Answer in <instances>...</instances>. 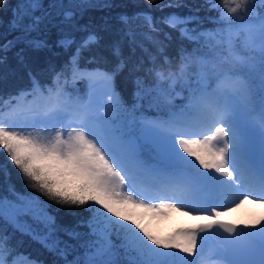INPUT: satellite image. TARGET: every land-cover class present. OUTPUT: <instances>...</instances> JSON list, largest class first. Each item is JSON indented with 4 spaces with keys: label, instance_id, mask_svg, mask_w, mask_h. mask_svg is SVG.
Returning a JSON list of instances; mask_svg holds the SVG:
<instances>
[{
    "label": "snow or ice",
    "instance_id": "obj_1",
    "mask_svg": "<svg viewBox=\"0 0 264 264\" xmlns=\"http://www.w3.org/2000/svg\"><path fill=\"white\" fill-rule=\"evenodd\" d=\"M206 2L211 8L219 10L222 23L227 13L236 11V8L230 7L234 0ZM97 4L100 8L112 7L111 3H101L100 0ZM97 4H93L92 0H81L76 7L82 14L85 7ZM6 5L7 0H0V8ZM167 6L180 7L181 4L177 2ZM40 10L41 0H26L25 4L13 10L10 27L19 30L22 35L0 46V51L6 54L20 42L35 50L51 47L45 39L30 38L32 32L41 30L42 21L51 16L47 11L35 15ZM75 15V11H65L64 21L73 20ZM138 15L144 16L149 27L156 31L150 16ZM241 19L245 25L258 27L264 38V0H249ZM26 20L29 22L25 23ZM119 20L126 26L130 22L127 15H121ZM194 21H200V17L172 14L162 20L190 41L205 35L204 31L197 32L196 28L189 27ZM79 30L87 31V28L81 26ZM125 34L133 37L131 30ZM165 36L171 39L167 33ZM147 38L151 39L150 36ZM101 40L97 33L90 32L78 44L75 37L64 35L57 45L65 50L76 45L70 64L91 84H104L106 101L103 104L95 103L91 92L87 100H81L79 97L72 98L61 88L49 90L47 95L41 92L44 102L40 105L13 109L6 126L4 121H0V148L7 153L29 186L57 204L88 211L90 217L86 221L81 220L79 225L89 229L87 235L91 239H81L84 233L62 227L48 211L49 205L45 201L31 193L21 194L11 185L6 194L0 195V218L59 256L64 264H121V252L112 239L114 235L122 240L119 248L123 249L126 258L134 259V264H157V253L168 251H179L195 258V230L221 222V212L214 209V215L200 216L201 220L207 221L206 224L160 236L144 226L143 220L182 212V209L164 199L158 203L148 200L168 192L192 194L199 180L212 174L235 179L232 164L242 165L243 161L233 155L229 133L224 125L216 121V109L189 103L179 112L169 107L167 118L137 114V109L142 106L139 102L146 94L142 77L134 80L137 103L131 108L125 106L114 86L115 76L126 67L119 42L113 45V55L118 58V63L111 71L80 67L83 53L99 46ZM159 51L163 53L164 47ZM21 52L23 49L17 56L23 60ZM258 55H264V51ZM6 59V55L0 57V63ZM151 59L155 60V57ZM164 60L170 62L167 56ZM102 62L106 61L100 56L87 61L97 65ZM156 75L161 80L165 79L162 71H157ZM209 82L210 77L205 76L192 96L213 95L207 91ZM32 83L33 90L40 89L36 77H32ZM174 84L175 81L170 86L172 91L175 90ZM156 93L154 99L158 103L167 101L171 95V91L161 88H157ZM181 95L179 93L177 97ZM199 125L208 126L213 134L204 135L203 139L184 138L182 128ZM242 172L247 174L246 169L242 168ZM261 188L264 189V185ZM138 189L145 198H137ZM246 202L247 197L241 201ZM253 202L264 203V200ZM184 214L191 215V212ZM25 217H31L39 227L28 223ZM60 233L79 243L69 244L62 240ZM7 239L6 236L0 237V264H7L4 256ZM78 248L83 252L79 253ZM11 252L9 248L8 254ZM133 253L134 258L131 256ZM69 256L73 258L69 259ZM22 258L25 264H41L28 257Z\"/></svg>",
    "mask_w": 264,
    "mask_h": 264
},
{
    "label": "trees",
    "instance_id": "obj_2",
    "mask_svg": "<svg viewBox=\"0 0 264 264\" xmlns=\"http://www.w3.org/2000/svg\"><path fill=\"white\" fill-rule=\"evenodd\" d=\"M100 2L111 3L112 7L100 8L97 0H92V3L97 6L85 7L81 14L76 7L81 4V0H41L42 10L37 11L35 15H42L47 11L51 13V16L42 21L41 30L32 32L30 38L45 39L51 47L35 50L30 45L20 42L11 47L6 54L0 51V57L7 56V59L0 63V114L22 92L24 97H30L38 96L41 92L47 95L48 90L62 88L71 97L85 98L88 80L83 79L81 74H76L70 64V58L75 52L76 45L65 50L57 45V41L62 36L69 35L75 37L78 44L90 32L97 33L102 40L99 46L92 47L91 50L83 53V58L79 61L80 67H99L111 71L118 63V58L113 55V45L119 42L122 56L126 60V67L115 76L114 86L125 106L131 108L137 103L134 96L137 90L134 83L136 77L143 78L146 92L144 99L139 102L142 106L137 109V114L143 113L153 118H167L169 107L177 110L189 105L194 90L200 86L203 78L210 77L211 73L202 72L196 65L189 66L183 75L177 73L176 69L189 57L207 61L216 51H222L223 44L218 34L222 32L224 24L219 20V10L211 8L206 0H100ZM177 2L181 4L180 7L167 6ZM25 3L26 0H7V5L0 8V46L22 35L19 30H12L10 25L13 20V10ZM65 11L76 12L73 20L64 21ZM138 14L150 16L156 31L149 27L144 16ZM172 14L180 17L199 16L200 21H194L189 27L196 28L197 32L204 31L205 35L192 41L182 38L178 30L162 22L163 18ZM121 15H127L130 18L127 26L119 20ZM28 22V20L25 21V23ZM81 26H86L87 31H80ZM129 30L134 38L125 34ZM166 33L171 36L170 40L166 38ZM149 36L151 39L147 38ZM161 47H164L163 53L159 51ZM21 49H23L21 52L23 60L17 56ZM94 56L103 57L106 62L99 65L87 63L88 59ZM165 56L169 58V63L165 62ZM151 57H155V60ZM157 71H162L165 79L161 80L156 75ZM234 74L242 76L247 84L249 92L246 104L248 105L247 115L264 107V55H257L252 64L239 69ZM32 77H36L39 81L40 89L33 90ZM173 81H175L174 91L170 87ZM214 85L215 81L212 80L207 87ZM157 88L171 91L169 98L173 101L172 104L166 101L158 103L154 99L157 95ZM179 93L182 95L178 98ZM250 115L251 113L246 117L248 128L252 121ZM10 185L21 194L31 193L38 196L49 205L48 211L56 217L58 224L69 230L75 229L84 233L81 239H91L87 235L89 229L79 225L81 220L86 221L91 214L84 208L60 205L37 193L29 186V182L11 162L7 153L0 148V195L6 194ZM24 219L34 227H39L31 217ZM60 235L62 240L69 244L79 243L65 233H60ZM4 236L8 237L4 248L7 263L12 262L16 255L23 254L41 264H64L59 256L49 252L29 235L14 229L3 218H0V237ZM112 239L121 252V264H134V259L126 258L123 249L119 248L122 240L115 235ZM9 248L12 249L10 255L8 254ZM78 252L82 253L83 249L78 248ZM182 255L179 251L161 253L157 264H177ZM131 256L134 258L135 254ZM72 258L69 256V259Z\"/></svg>",
    "mask_w": 264,
    "mask_h": 264
},
{
    "label": "rangeland",
    "instance_id": "obj_3",
    "mask_svg": "<svg viewBox=\"0 0 264 264\" xmlns=\"http://www.w3.org/2000/svg\"><path fill=\"white\" fill-rule=\"evenodd\" d=\"M74 72L80 74L75 69ZM214 86L207 87V91L212 92ZM88 91L92 93L95 103L103 104L106 101V89L102 82L93 85L88 81L87 93ZM213 95L216 94L213 93ZM248 98L249 92L244 79V86L240 91L226 92L219 96L217 101L216 121L224 125L228 131L233 155L239 156L243 161L242 165L232 164L235 179L212 174L202 177L192 194L168 192L160 194L157 198L149 199L148 202L152 203H158L160 199L175 203L182 209V212L170 213L155 219L145 218L143 220L144 226L160 236H168L179 229L194 228L197 225L206 224L207 221L201 220L199 217L214 215L213 210L215 209L221 212V219L236 222L259 237L264 243V203L253 202L264 200V189L261 188L262 184L259 179L260 177L264 178V107L250 112L252 113L250 115L252 121L250 128H248L246 126V117L250 114L247 115ZM81 100L87 99L81 98ZM42 103L43 96L41 94L24 97L22 92L14 102L1 112L0 121H4L6 126L13 109L35 107ZM184 108L186 107H180L175 111L179 112ZM182 131L185 133L184 138L188 139H203L204 135L213 134L205 125L182 128ZM252 167H255L256 170ZM242 168L246 169V175L242 172ZM140 191L137 190V198H145L139 194ZM245 197L248 198V202L241 203ZM185 212H191V215L184 214ZM195 231L197 236L196 257L182 255L177 264H231L223 256V247L210 234V225ZM161 253L165 252L157 253V262ZM22 257L25 256L18 254L12 262L7 264H25Z\"/></svg>",
    "mask_w": 264,
    "mask_h": 264
},
{
    "label": "clouds",
    "instance_id": "obj_4",
    "mask_svg": "<svg viewBox=\"0 0 264 264\" xmlns=\"http://www.w3.org/2000/svg\"><path fill=\"white\" fill-rule=\"evenodd\" d=\"M221 2L223 3V0ZM248 4L249 0H234L230 4V7L236 8V11L227 13L223 21L224 28L218 34V38L223 44L222 51H216L207 61L189 57L176 69L177 73L183 75L189 66L196 65L202 72L209 71L211 73L210 81H215L211 93L216 95L192 96L189 103L215 110L219 96L226 92L235 93L243 88V77L234 75V73L252 64L256 56L264 51V38L261 36L260 29L242 22L241 18L245 14ZM166 102L172 103L173 101L169 98Z\"/></svg>",
    "mask_w": 264,
    "mask_h": 264
},
{
    "label": "water",
    "instance_id": "obj_5",
    "mask_svg": "<svg viewBox=\"0 0 264 264\" xmlns=\"http://www.w3.org/2000/svg\"><path fill=\"white\" fill-rule=\"evenodd\" d=\"M219 219L221 222L210 225V234L225 249V260L231 264H264L263 241L236 222Z\"/></svg>",
    "mask_w": 264,
    "mask_h": 264
},
{
    "label": "bare ground",
    "instance_id": "obj_6",
    "mask_svg": "<svg viewBox=\"0 0 264 264\" xmlns=\"http://www.w3.org/2000/svg\"><path fill=\"white\" fill-rule=\"evenodd\" d=\"M250 165H251V164H250ZM252 168H254V170H256L255 167H252ZM255 173H256V172H255ZM256 174H257V173H256ZM241 175H242V174H241ZM258 175H259V174H258ZM239 177H240V176H239ZM258 177H260V175H259ZM259 179L261 180V184L264 185V182H263V179H264V178H261V177H260Z\"/></svg>",
    "mask_w": 264,
    "mask_h": 264
}]
</instances>
